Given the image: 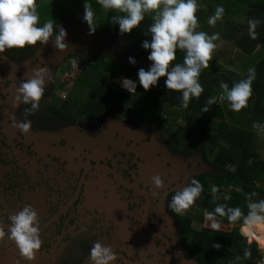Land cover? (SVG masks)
<instances>
[{
  "label": "flooded vegetation",
  "instance_id": "flooded-vegetation-1",
  "mask_svg": "<svg viewBox=\"0 0 264 264\" xmlns=\"http://www.w3.org/2000/svg\"><path fill=\"white\" fill-rule=\"evenodd\" d=\"M75 17L58 23L67 33L63 52L50 38L44 45L0 53V227L7 234L8 217L30 205L38 213L41 239L29 262L6 235L0 240V264H90L95 242L116 253L112 264H200L185 249L181 215L168 203L191 178L213 175L211 156L200 147L171 146L169 135L148 121L144 109L132 118L121 109L83 106L69 67L95 57L129 66L132 50L119 33L97 24L95 33L86 32L73 23ZM68 23L72 27L64 26ZM43 66L52 78L38 109L26 117L31 128L22 135L12 118L22 122L28 106L13 107L12 100L20 82ZM157 175L164 178L161 188L152 183Z\"/></svg>",
  "mask_w": 264,
  "mask_h": 264
},
{
  "label": "trees",
  "instance_id": "trees-1",
  "mask_svg": "<svg viewBox=\"0 0 264 264\" xmlns=\"http://www.w3.org/2000/svg\"><path fill=\"white\" fill-rule=\"evenodd\" d=\"M229 1L210 0L205 3V7L197 2L195 15L199 27L195 31H203L208 35L218 33V39L231 42L242 56L248 59L239 61L236 69L231 70L222 67L212 57L208 61L209 67L202 69L199 75L202 93L198 98L190 99L186 108L180 107L179 92L164 87V77L159 78L156 86L143 92L147 95L148 102L143 108L146 110V118L163 127L164 132L169 135L171 146L176 149L182 146L185 150L200 147L203 154L211 156L212 165L216 168L211 177L196 178L204 189L199 204L190 207V210L179 217L183 245L200 264H256L261 257L256 243H246L243 218L229 222L226 217H217V221L221 226L224 224V227L219 225L216 231L211 230V222L205 219L206 213L211 211L215 204H223L226 208L239 207L242 214L246 215L248 201L245 199V193H255V196H250L252 201L264 199V159L256 147V129H264V0H234L232 5H227ZM87 2L94 12L95 25L119 33L118 25L106 24V10L102 9L96 0ZM83 3L84 0H57L56 3L52 2L49 10L44 13L43 4L40 0H35L42 23L47 20L45 18H52L59 23L79 12L83 13ZM218 5L222 6L223 15L209 27L204 19L211 17ZM249 19L259 20L254 29L255 39L250 38L248 34ZM151 22L150 15H146L137 28L121 34L134 51L132 57L136 61H142L148 55V51L142 49L140 43L144 39L150 40V36L143 33ZM257 46L261 49L256 52ZM183 55L182 50H177L176 59L172 63H182ZM249 68L255 69V79L251 84L252 94L248 98L247 106L235 112L229 108L225 98L218 103V97L223 95L219 82L227 83L230 88L235 82L246 77ZM123 72L136 81V77L127 72L123 64L110 62L102 57H95L92 62L85 61L73 85L76 92L83 94V106L88 110L105 107L125 110L121 107L134 102L135 98L145 99L142 95L119 89L112 84V80ZM137 84V89H140L138 82ZM210 98L213 103L206 105ZM164 106L166 108L163 112L168 109L173 110L174 114L166 118L165 113L161 112ZM205 106L209 111L204 113L202 109ZM177 116L183 118L181 123L178 122ZM254 124L256 127H253ZM211 185L218 188L216 201H212ZM194 222L200 223V227H193ZM215 244L220 247H213ZM245 250L249 253L247 257L244 256Z\"/></svg>",
  "mask_w": 264,
  "mask_h": 264
},
{
  "label": "clouds",
  "instance_id": "clouds-1",
  "mask_svg": "<svg viewBox=\"0 0 264 264\" xmlns=\"http://www.w3.org/2000/svg\"><path fill=\"white\" fill-rule=\"evenodd\" d=\"M96 3L112 13L111 23L118 25L120 35L137 28L146 15L151 17L152 22L143 33L150 36V40L144 39L140 43V47L148 51L147 60L150 64L147 69L143 67L137 69L136 81L127 77L120 78L119 83L123 89L128 92L130 88L135 90L138 82L140 87L147 91L157 85L159 78L164 77V87L181 94V108H186L190 99L200 96L203 88L199 83V75L202 69L209 67L208 61L216 47L213 42L219 38V34L208 35L203 31H195L199 27L195 15L196 0H96ZM222 15L223 8L218 5L214 14L209 17L208 23L215 24ZM82 21L86 22L90 32L94 31V12L87 0L83 3ZM247 23L248 34L250 38L255 39L254 29L259 20L249 19ZM66 35V30L52 18L40 22L35 0H0V53H4L5 49H23L38 43L44 45L50 38L53 47L58 52H63L68 47L65 42ZM177 50L184 53L182 63H172L176 59ZM132 56L127 58L128 63L135 64ZM51 78L48 67L33 68L30 77L20 82L17 87L12 106L23 104L28 107L23 111L25 119L18 122L13 117L12 126L18 128L22 135L29 132L31 121L26 117L38 109L45 84L50 82ZM254 79L255 69L249 68L246 77L235 82L230 88L227 83L219 82L223 97L232 111L239 112L247 106ZM212 103L213 100L210 98L206 105ZM202 111L204 113L209 111L208 107L205 106ZM163 182L164 178L159 175L152 177V183L156 188H161ZM202 190V184L191 178L184 187L175 191L168 208L173 213L183 215L200 197ZM210 192L212 201H216L217 186L211 185ZM244 195L248 201L246 215L242 214L239 207L226 208L223 204H215L214 208L206 213L205 219L211 222V230L219 229L217 217H226L229 222L243 218V224L248 226L249 233L254 234L253 226L264 223V199L252 201L250 196H255V193ZM8 221L7 234L3 227H0V240L7 235V239L14 242L20 257L29 262L33 261L41 247L38 213L30 205H26L16 214L10 215ZM80 230L85 229L81 227ZM213 247L219 248L220 245L215 244ZM248 255V251L245 250L244 256ZM88 259L90 264H112L116 260V253L110 247L95 242L89 249Z\"/></svg>",
  "mask_w": 264,
  "mask_h": 264
},
{
  "label": "rangeland",
  "instance_id": "rangeland-1",
  "mask_svg": "<svg viewBox=\"0 0 264 264\" xmlns=\"http://www.w3.org/2000/svg\"><path fill=\"white\" fill-rule=\"evenodd\" d=\"M210 0H205V2H201L200 0H196V2H199V4H201L203 7H205V3L206 2H209ZM41 4L42 5V8L44 9V13H46L49 8H50V4H52V2H57V0H40ZM234 2V0H230L229 2H227V5H232ZM41 4L40 7H41ZM76 15H83V13L79 12L78 14ZM111 15L112 13L111 12H108L106 11L104 16L105 18L108 19L107 23L106 24H110L111 23ZM108 16V17H107ZM79 17V16H77ZM45 19H50V18H45ZM40 22L42 23V20L39 19ZM207 23H208V20L209 18H205L204 19ZM209 24V23H208ZM211 25L209 24V27ZM221 39H217L215 41V45L216 47L213 49L212 51V54L211 56L215 57L216 58V61L224 68H227V69H231V70H235L236 69V66L237 64H239V61H246L248 59V57H245V56H242V54L236 49V47L233 46V44L229 41H227L226 39L220 41ZM261 49L259 46L256 47V52ZM134 51H132V54L133 55ZM146 60H147V57H146ZM130 66H125L127 68V72L129 71L131 73V75L133 77H136V72H137V69L138 68H145L147 69L148 65L150 63H148V65H142L140 63H135V64H130L128 63ZM81 71V70H80ZM80 71L78 72V74L80 73ZM240 73V72H239ZM78 74H73V77H76L78 76ZM128 75H126L124 72L122 73V75H120L119 77H116L112 80V84H114L115 86H117L119 89H122V90H125L123 89L121 86H120V78L122 77H127ZM129 78V77H127ZM131 79V78H129ZM132 80V79H131ZM134 81V80H133ZM137 82H136V87H135V90H132L131 88L129 89V92L131 93H135V94H139V95H142L145 97V99L143 100H139L137 98H135L133 101L134 102H131V103H128L127 106L123 105V107L121 108H125V111L123 112V114H127L128 116L132 117V118H136L137 116H140L142 115V110L144 108V105H146L148 102L146 100L147 98V95L143 92H145L144 89L140 88V89H137ZM127 91V90H126ZM62 94L64 95L65 94V91H62ZM166 108V106H164L162 109H161V112L162 113H165V116L166 118L169 117V115L171 114H174V112L172 111H168V109L166 111L163 112V110ZM121 110H124V109H121ZM178 118V122L181 123L183 118L181 116H177ZM256 135H257V139H256V147H257V151L260 153L261 157L264 159V129H256ZM210 157V155H209ZM231 188V187H230ZM228 198V194H226L225 196V199ZM221 223H219L220 225ZM221 226V225H220ZM247 227V225H245ZM243 228V231L245 232V234L247 235V231L245 230V227ZM260 228V231H259V234L255 237V236H246L248 237V239L246 238V242L250 243L249 241H252V242H257L256 245H257V248L259 249L260 253H261V261L259 262V264H264V248H262L263 246V241H264V235H262V228H264V223L262 224H259V225H256ZM263 226V227H262ZM222 228L224 227V224L221 226ZM259 238V239H258ZM249 240V241H248ZM263 250V251H261Z\"/></svg>",
  "mask_w": 264,
  "mask_h": 264
},
{
  "label": "built area",
  "instance_id": "built-area-1",
  "mask_svg": "<svg viewBox=\"0 0 264 264\" xmlns=\"http://www.w3.org/2000/svg\"><path fill=\"white\" fill-rule=\"evenodd\" d=\"M81 65H82L81 62L76 61L73 65H71V67H69V69H68V71H67L68 75H69L70 77H72L73 74L78 73V72L81 70ZM222 100H224V97H223V95H220V96L218 97L217 102H218V103H221Z\"/></svg>",
  "mask_w": 264,
  "mask_h": 264
},
{
  "label": "water",
  "instance_id": "water-1",
  "mask_svg": "<svg viewBox=\"0 0 264 264\" xmlns=\"http://www.w3.org/2000/svg\"><path fill=\"white\" fill-rule=\"evenodd\" d=\"M78 18V19H77ZM77 19V20H76ZM73 23L74 24H76L77 23V25H79V26H82L83 27V29L87 32V31H89V28L87 27V25L82 21V17H75L73 20ZM80 21V22H79ZM66 28H69V27H72V23H68V24H65L64 25ZM90 32V31H89ZM90 33H95V31H91ZM143 146V145H142ZM162 149V151H163V153L165 152V153H167L166 152V150H165V147H162L161 148ZM261 251H263V250H261Z\"/></svg>",
  "mask_w": 264,
  "mask_h": 264
},
{
  "label": "bare ground",
  "instance_id": "bare-ground-1",
  "mask_svg": "<svg viewBox=\"0 0 264 264\" xmlns=\"http://www.w3.org/2000/svg\"><path fill=\"white\" fill-rule=\"evenodd\" d=\"M245 230L247 231L248 236H255L256 237L259 234L260 228L256 225H254L252 228V233H254V234L249 233L248 226L245 228Z\"/></svg>",
  "mask_w": 264,
  "mask_h": 264
},
{
  "label": "crops",
  "instance_id": "crops-1",
  "mask_svg": "<svg viewBox=\"0 0 264 264\" xmlns=\"http://www.w3.org/2000/svg\"><path fill=\"white\" fill-rule=\"evenodd\" d=\"M77 16L82 17L83 15H77ZM220 41H221V40H220ZM211 57H213V56H211ZM213 58L216 60L215 57H213ZM261 230H262V235H264V230H263V228H262Z\"/></svg>",
  "mask_w": 264,
  "mask_h": 264
}]
</instances>
